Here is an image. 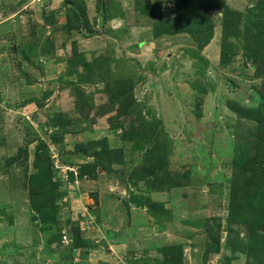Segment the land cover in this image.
<instances>
[{"label":"rangeland","instance_id":"374dc122","mask_svg":"<svg viewBox=\"0 0 264 264\" xmlns=\"http://www.w3.org/2000/svg\"><path fill=\"white\" fill-rule=\"evenodd\" d=\"M0 193V264H264V0H0Z\"/></svg>","mask_w":264,"mask_h":264},{"label":"crops","instance_id":"0c3cea01","mask_svg":"<svg viewBox=\"0 0 264 264\" xmlns=\"http://www.w3.org/2000/svg\"><path fill=\"white\" fill-rule=\"evenodd\" d=\"M6 194H7V193H0V203H2V202H5V203L8 202L7 200H9V199L6 198V196H7ZM1 198H3V201H1ZM8 203H10V202H8ZM7 208H8L9 213H10L11 215H13L14 212H15V211L12 210V208H14V207H13V204L10 203V204L7 206ZM2 218H3V217H2ZM4 218H5V217H4ZM6 218H7V217H6ZM16 234H17V230L14 229V230H13V235H14L15 239L18 240ZM27 234H28V233H27ZM25 236H26V235H25ZM18 243H19V241H15V240H14V242H13V241H11V239H10V240H8V243H7L8 246H4V247H3V248H7V249H8V252H7V253L9 254V261L13 262L14 264L17 263V261H16L17 258L14 259V257H11V254H15V255H16V248H15V247L18 245ZM29 250H30V249H28V250H26V251H24V252L22 253V255H23L24 258H26V257H27V254H29V252H28ZM121 252H122L121 254H122L123 256H125V255L127 254V253H124L125 250H124V251L122 250ZM25 254H26V255H25ZM25 256H26V257H25Z\"/></svg>","mask_w":264,"mask_h":264},{"label":"trees","instance_id":"16d2710c","mask_svg":"<svg viewBox=\"0 0 264 264\" xmlns=\"http://www.w3.org/2000/svg\"><path fill=\"white\" fill-rule=\"evenodd\" d=\"M77 12V11H76ZM46 17V16H45ZM47 18V17H46Z\"/></svg>","mask_w":264,"mask_h":264},{"label":"bare ground","instance_id":"6f19581e","mask_svg":"<svg viewBox=\"0 0 264 264\" xmlns=\"http://www.w3.org/2000/svg\"><path fill=\"white\" fill-rule=\"evenodd\" d=\"M5 171V170H4Z\"/></svg>","mask_w":264,"mask_h":264},{"label":"built area","instance_id":"2783aa9c","mask_svg":"<svg viewBox=\"0 0 264 264\" xmlns=\"http://www.w3.org/2000/svg\"><path fill=\"white\" fill-rule=\"evenodd\" d=\"M71 171V170H70Z\"/></svg>","mask_w":264,"mask_h":264}]
</instances>
